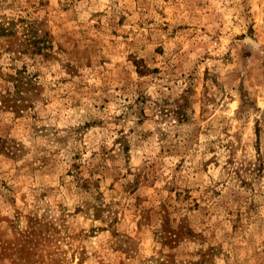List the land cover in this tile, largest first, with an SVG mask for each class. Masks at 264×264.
Returning <instances> with one entry per match:
<instances>
[{"label": "rangeland", "instance_id": "1", "mask_svg": "<svg viewBox=\"0 0 264 264\" xmlns=\"http://www.w3.org/2000/svg\"><path fill=\"white\" fill-rule=\"evenodd\" d=\"M0 264H264V0H0Z\"/></svg>", "mask_w": 264, "mask_h": 264}]
</instances>
